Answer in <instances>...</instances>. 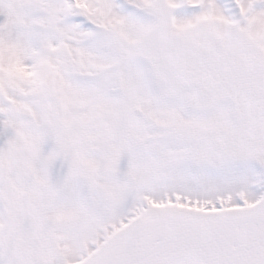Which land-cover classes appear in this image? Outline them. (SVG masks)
Returning a JSON list of instances; mask_svg holds the SVG:
<instances>
[{
  "label": "snow or ice",
  "instance_id": "6c2138e0",
  "mask_svg": "<svg viewBox=\"0 0 264 264\" xmlns=\"http://www.w3.org/2000/svg\"><path fill=\"white\" fill-rule=\"evenodd\" d=\"M0 264H264V0H0Z\"/></svg>",
  "mask_w": 264,
  "mask_h": 264
}]
</instances>
